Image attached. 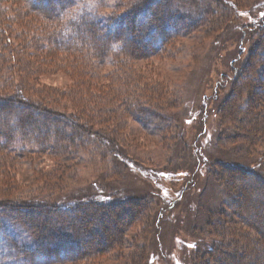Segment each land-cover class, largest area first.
Masks as SVG:
<instances>
[{"label":"rangeland","instance_id":"rangeland-1","mask_svg":"<svg viewBox=\"0 0 264 264\" xmlns=\"http://www.w3.org/2000/svg\"><path fill=\"white\" fill-rule=\"evenodd\" d=\"M258 1L255 9H252L253 14L251 11L238 12L227 32L225 31L221 36L217 33L204 38L202 34L197 33L191 38L177 40L176 50L169 55V59H151L137 63L138 68L134 71L138 78L143 79L140 83L159 84L160 92L165 98L162 103H169L167 113L175 119L173 135L176 140L172 142L173 146L166 149L168 140L164 139L161 142L160 136L152 134L151 136L152 132L145 130L143 124L135 122L123 108L116 111L115 100L112 97L106 98L110 92L103 86H97L92 91L100 101L97 105L85 106L89 108L81 115L82 124L87 125L85 126L87 132H84L81 139L85 151L79 153L83 159L79 160L80 162L64 161L63 168L67 177L59 185V189H54L55 186L50 185L45 197L42 195L38 197L36 193L35 186L46 182L44 176L61 162L57 163L52 155L32 154L31 157L16 162L11 155L6 158L0 150V161H4L5 167L13 162V165L9 166V173L14 176L13 184L5 183L0 170V201H21L28 206H35L33 204L43 197L42 201L52 205L50 207L59 208L68 203L87 204V201L96 199L98 192L101 195L111 196L112 201L147 197L152 202L151 208L155 210L148 232H144L142 238L149 235L146 240H139L141 223L128 234V240L130 237V244H138L139 240V243L146 245L145 256L148 264H238V259L234 255L231 256L233 260L224 255L226 251L227 253L234 251L227 246L229 239L223 237V226L237 224L240 218L233 212V208L230 209L229 200L221 192L224 188L221 185L223 178L221 174H213L215 171L212 172V169L214 170L212 163L216 160L225 164L241 165L243 169L252 168L264 172V163L260 161L257 163L254 156L245 162L242 156L245 154V148L241 143L232 144V141L228 140L237 132L221 122L222 116L226 115L224 108L228 110L234 105L237 106L235 102L246 104L250 99L251 90H244L243 93L242 84L245 76L240 75L244 70H249L248 61L252 62L250 56L257 39L252 38L251 35L246 36L244 40L240 38L245 30L244 26L253 24L259 19L258 15L264 13V0ZM30 2L29 8L22 2L13 0L0 2V27L6 29V33L0 35V71L5 73L6 70L11 73V81L1 82L0 90L8 88L7 96H16L14 88L17 85L22 88L23 85L17 77L21 70L27 69V66L18 63V59L24 57H20L24 53L20 51L23 45L21 43L35 41L38 49L36 52L39 54L30 59L36 62V66H33L44 73H41L39 85L33 84L31 87L34 89L48 87L58 91L56 96L42 105H46L57 118L64 121L65 125H69L67 121H72L69 117L76 118L83 104L78 101V97H73L74 100L71 97L69 101L62 96V93L70 92L76 87L75 76L79 72L74 68L72 59L65 60L63 54H60L59 59L56 60H47L49 56L46 58L44 56L45 50H49V44L45 40L53 33L54 27L45 18L49 17V14L41 10V5L44 4L46 8L53 5L57 8L61 7V4L58 0H30ZM77 2H79L77 8L75 7L71 14H68L69 17L89 6L91 8L90 4H93L94 0L93 2L77 0ZM108 3L111 7L116 4L114 1ZM111 7L105 12L115 10L116 13L121 14L126 10L111 9ZM110 28L114 29L113 26ZM255 29L258 32L257 27ZM260 53L262 52H258L257 56L254 54L253 71L264 66ZM101 68L100 73L102 72L103 75L115 71L114 66L104 65ZM135 74L131 73L134 80L137 78ZM258 88H262V85ZM104 99L109 102L98 105L99 102H104ZM170 104L175 107L171 108ZM222 107L224 108L221 109ZM111 111H115V116ZM87 116L91 121L86 119ZM2 121L4 119L0 120L1 123ZM40 126L42 127L41 124ZM224 136L228 137L227 141L221 140ZM113 139L117 143L126 145L128 149L113 147ZM135 153L139 154L136 157L137 161L130 156ZM200 153L203 160L193 161L192 154L200 156ZM228 159L233 160L234 163L227 162ZM189 164H193L190 171L185 167ZM210 168L211 172H209ZM216 171L218 172L219 169ZM236 173L239 174L229 181L228 187H248L252 191L250 194L257 193L251 197H246L244 194L237 195L244 209L251 213L256 201L261 199V194L264 192L263 182H259L254 175L242 176L244 170H238ZM15 183L17 185H14ZM5 185H13V191L8 190ZM64 210L63 213L68 212ZM217 212L219 215L216 214ZM224 212V215H220ZM119 222L118 218L117 225H109V229L116 230ZM6 231L12 233L9 241H5L3 232ZM244 231L250 232L246 229ZM20 232H23V229L13 227L0 230V264H21V257L17 256L11 244L13 235L18 236ZM26 236L20 234L18 241H25ZM211 239L213 242L216 241L213 244L215 250L204 247ZM219 242L225 243L227 248L224 249L221 245L218 247ZM125 253L126 250L123 254ZM41 256L42 254L37 255V257ZM106 257L109 258L107 255L99 261L98 259L64 263L55 261L52 264L123 263L122 258L119 259L120 255L116 262ZM43 261V263L49 262V260ZM250 263L252 262L249 261ZM133 264L144 263L139 259Z\"/></svg>","mask_w":264,"mask_h":264},{"label":"trees","instance_id":"trees-1","mask_svg":"<svg viewBox=\"0 0 264 264\" xmlns=\"http://www.w3.org/2000/svg\"><path fill=\"white\" fill-rule=\"evenodd\" d=\"M13 1L22 2L28 8L31 4L30 0ZM109 1L116 3L114 7L109 5ZM58 2L61 7L49 5L46 8L44 4L41 5V10L49 14V17L45 18L54 27L53 33L49 34L45 40L49 44V50H45L44 56L45 58L49 56L47 60H56L59 59L60 54H63L66 57L65 60L72 59L74 62L73 66L79 72L75 76L76 87L70 92L62 93V96L68 100L71 97L72 99L78 97V101L83 104V107L79 108L81 112L78 111L76 118L69 117L72 121H67L69 125H65L64 121L57 118L50 108L42 105L56 96L58 91L48 87L38 89L31 87L33 84L39 85L41 73H44L38 67L35 68L36 62L30 59L39 54L36 52L38 49L35 41L21 43L23 45L20 51L24 53L20 57H24L19 58L18 63L27 66V69L21 70L17 77L23 85L22 88L19 85L14 88L16 96H7L8 88L0 90V120L4 119L2 123L0 122V150L5 157L11 155V158L17 162L19 159L31 157L32 154H42L41 156L50 154L57 163L61 161L54 170L44 176L45 184L42 182V185L35 186L38 197L40 195L45 197L50 185L55 186L54 189H59V185L67 177L63 168L64 161H82L83 157L79 153L85 149L81 139L84 132H87L85 129L87 125L82 124L81 115L89 108L85 106L97 105L100 101L96 98V93L92 91L97 86H103L110 92L106 98L112 97L115 100L116 111L123 108L135 122L143 124L145 130L151 131L150 135L160 136L161 142L164 139L168 140L166 149L173 146L172 142L176 140L173 135L175 119L167 113L169 103H162L165 98L160 92L159 84L140 83L143 79L138 78L134 71L138 68L137 63L151 59H169V55L176 50V44L180 39L191 38L197 33L202 34L204 38L217 33L221 36L238 12L251 11L253 14L252 9H255V5L259 3L258 0H94V2L92 0L94 5L90 4L91 8L89 6L69 17L68 14H71L79 2L77 0H58ZM80 5H82L81 2ZM110 7L126 10L121 14L116 13L115 10L105 12ZM258 18L253 24L244 26L245 30L240 38L244 40L246 36L251 35L252 38L257 39L250 56L253 63L248 61L249 70H244V73L240 75L245 76L242 84L243 93H245L244 90H251L250 99L243 105L235 102L237 106L234 105V109L233 107L228 110L221 108H224L226 114H224L225 117L222 116L221 122L237 132L229 138H225V135L221 140L227 141L228 138L232 144L241 143L245 148V154H242L245 162L254 156L257 163L260 161L263 164L264 66L255 70L256 72L253 69H255L254 57L260 51L264 65V13L258 15ZM111 26L114 27L113 30ZM5 33L6 29L0 27V35ZM104 65L114 66L115 71L106 72L103 75L100 71ZM4 72L0 71V83H9L11 73L6 70ZM131 73L137 77L135 80L132 79ZM261 85L262 88H258ZM107 102L109 101L104 99V102H99L98 105ZM170 106L175 107L173 104ZM111 112L115 116V111ZM203 114L206 115L205 110ZM86 119L91 121L89 117ZM122 145L121 142L117 143L113 139V147L128 149L126 145ZM130 149L132 150L131 146ZM137 155L139 154L135 153L130 156L137 161ZM192 158L195 162L201 160V153L200 156L192 154ZM227 162L234 163L231 159ZM4 165V161H0L3 181L13 184L14 176L9 173V166L13 165V162L6 165L7 167ZM212 165L214 168L212 172L215 171L213 174H221L223 178L221 185L224 188L221 192L229 200L230 209L233 208V212L240 218V224L233 222L234 224L229 227L222 225L223 237L229 239V245H226L234 251L233 253L226 251L227 254L224 253V255L231 260H233L231 256L234 255L238 259V264H249V261L252 262L250 264H264V215H262L264 214V192L250 213L241 205L237 195L244 194L246 197H251L257 193L250 194L252 191L248 187H228L229 181L239 174L236 173L238 170H244V173L246 171L242 174L244 177L254 175L264 185V172L261 170V173L252 168L243 169L241 165L225 164L216 160ZM192 166L193 164H189L185 167L190 171ZM217 169H219L218 172ZM227 170L228 173H226ZM5 186L13 191V185ZM96 195V199L87 201V204L68 203L59 208L50 207L52 205L42 201L43 197L38 198L40 200L33 204L35 206H28L21 201H0V230L4 231L6 228L13 227L23 229L20 234L27 235L25 241H18L20 234L13 235L11 241L17 256L21 257V264H52L55 261L64 263L96 259L99 261L107 255L108 260L115 262L120 255L122 264H133L139 259L144 264H148L145 256L147 247L139 243V240H146L149 235L142 238V234L148 232L151 220L154 218L155 209L151 208L152 202L147 197L112 201L111 196L101 195L99 192ZM62 210L68 212L64 214ZM216 214L219 215V212ZM224 214L225 212L220 215ZM118 218L120 219L118 227L111 231L109 225H117ZM141 223L138 244H130L131 239L129 237L128 240V234ZM244 229L250 232H245ZM3 233L5 241L11 240V231ZM214 242L211 239L203 246L209 250H215ZM220 245L224 249L227 248L225 243L219 242L218 247ZM123 249L126 250L125 254ZM249 252H251L250 255ZM39 254L42 256L37 257ZM43 260H49V262L43 263Z\"/></svg>","mask_w":264,"mask_h":264}]
</instances>
